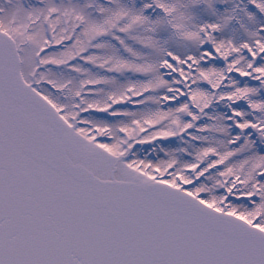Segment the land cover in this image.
Returning <instances> with one entry per match:
<instances>
[{"label": "snow or ice", "instance_id": "6c2138e0", "mask_svg": "<svg viewBox=\"0 0 264 264\" xmlns=\"http://www.w3.org/2000/svg\"><path fill=\"white\" fill-rule=\"evenodd\" d=\"M0 264H264V0H0Z\"/></svg>", "mask_w": 264, "mask_h": 264}]
</instances>
